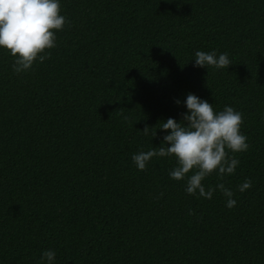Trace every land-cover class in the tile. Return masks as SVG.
<instances>
[{
  "label": "trees",
  "instance_id": "1",
  "mask_svg": "<svg viewBox=\"0 0 264 264\" xmlns=\"http://www.w3.org/2000/svg\"><path fill=\"white\" fill-rule=\"evenodd\" d=\"M60 4L50 58L17 74L0 48V264H46V250L54 264H264V0ZM196 51L232 65L195 67ZM189 93L240 112L250 146L202 181L211 199L170 178L174 157L131 159L162 145Z\"/></svg>",
  "mask_w": 264,
  "mask_h": 264
},
{
  "label": "clouds",
  "instance_id": "2",
  "mask_svg": "<svg viewBox=\"0 0 264 264\" xmlns=\"http://www.w3.org/2000/svg\"><path fill=\"white\" fill-rule=\"evenodd\" d=\"M66 23L70 22L61 15L60 0H0V48L14 58V72H27L34 63L50 58L49 50L56 47V33L63 31ZM193 60L194 66L199 68L228 69L232 65L228 53L217 56L215 51H196ZM175 102L181 103L180 100ZM184 103L188 111L182 113L180 122L168 118L161 123L159 129L168 133L164 135L162 145L140 151L131 159L138 170L145 171L154 158L174 157L176 167L169 171L170 178L186 179L187 194L211 199L216 189L209 187L206 190L202 181L213 174L221 180L234 174L240 162L230 153L246 152L250 147L240 130L243 117L231 106L216 112L213 104L191 93ZM149 129H152V137H156V127L146 125L144 134L148 135ZM251 187L252 181L246 179L239 185V191L243 193ZM216 188L226 197L229 209L236 206L230 189L223 183L217 184ZM41 259L46 264H54L56 253L46 250Z\"/></svg>",
  "mask_w": 264,
  "mask_h": 264
}]
</instances>
